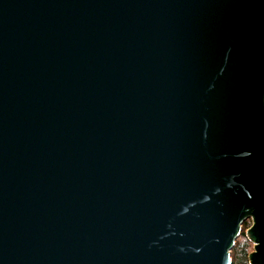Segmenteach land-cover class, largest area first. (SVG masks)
<instances>
[{
  "label": "water",
  "instance_id": "95a60500",
  "mask_svg": "<svg viewBox=\"0 0 264 264\" xmlns=\"http://www.w3.org/2000/svg\"><path fill=\"white\" fill-rule=\"evenodd\" d=\"M264 264V0H0V264Z\"/></svg>",
  "mask_w": 264,
  "mask_h": 264
},
{
  "label": "rangeland",
  "instance_id": "374dc122",
  "mask_svg": "<svg viewBox=\"0 0 264 264\" xmlns=\"http://www.w3.org/2000/svg\"><path fill=\"white\" fill-rule=\"evenodd\" d=\"M250 225V220L243 224L241 235L236 239L230 251L231 264L235 263L243 254H245L247 258L246 264H249L248 255L253 251V244L246 238L245 231Z\"/></svg>",
  "mask_w": 264,
  "mask_h": 264
},
{
  "label": "trees",
  "instance_id": "16d2710c",
  "mask_svg": "<svg viewBox=\"0 0 264 264\" xmlns=\"http://www.w3.org/2000/svg\"><path fill=\"white\" fill-rule=\"evenodd\" d=\"M246 255L243 254L240 258H238V260L235 262V263H232V264H246Z\"/></svg>",
  "mask_w": 264,
  "mask_h": 264
}]
</instances>
